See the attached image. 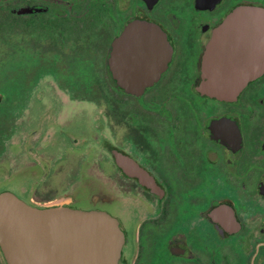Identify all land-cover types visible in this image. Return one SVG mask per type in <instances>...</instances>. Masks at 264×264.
Listing matches in <instances>:
<instances>
[{"label": "flooded vegetation", "instance_id": "af4514ba", "mask_svg": "<svg viewBox=\"0 0 264 264\" xmlns=\"http://www.w3.org/2000/svg\"><path fill=\"white\" fill-rule=\"evenodd\" d=\"M239 10L264 0H0V197L116 221L119 264H264V70L204 68Z\"/></svg>", "mask_w": 264, "mask_h": 264}, {"label": "water", "instance_id": "95a60500", "mask_svg": "<svg viewBox=\"0 0 264 264\" xmlns=\"http://www.w3.org/2000/svg\"><path fill=\"white\" fill-rule=\"evenodd\" d=\"M206 82L236 93L264 70V15L239 10L216 31L204 56ZM123 234L100 214H39L12 195L0 197V243L9 264H119Z\"/></svg>", "mask_w": 264, "mask_h": 264}, {"label": "rangeland", "instance_id": "374dc122", "mask_svg": "<svg viewBox=\"0 0 264 264\" xmlns=\"http://www.w3.org/2000/svg\"><path fill=\"white\" fill-rule=\"evenodd\" d=\"M39 112V106L35 105L33 107V113L34 114H37ZM20 183L19 182H15L14 185L17 186L19 185ZM80 201L84 204L87 202V195L85 194V192H81V195H80Z\"/></svg>", "mask_w": 264, "mask_h": 264}]
</instances>
